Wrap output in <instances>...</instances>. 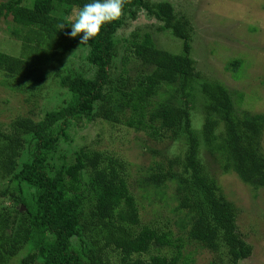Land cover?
<instances>
[{
	"label": "trees",
	"instance_id": "obj_1",
	"mask_svg": "<svg viewBox=\"0 0 264 264\" xmlns=\"http://www.w3.org/2000/svg\"><path fill=\"white\" fill-rule=\"evenodd\" d=\"M89 2L0 4V18L12 17V35L21 47L18 56L0 51L1 85L16 99L32 95L25 98L27 113L7 128L0 122V264H12L29 245L20 264H107V249L119 254L121 264H193L189 245L209 251L212 264H239L251 257L252 246L238 233V211L208 171L201 149L216 156L223 173L264 188V114L240 109L241 95L218 80L201 78L191 56V20L171 2L127 0L117 21L77 46L65 32L76 10ZM141 12L156 20L155 31H170L181 40L182 51L159 48L152 33L139 29L120 46V30ZM79 49L85 51L86 70L66 66ZM118 60L120 73L113 71ZM134 60L144 72L132 79L128 67ZM242 66L241 60L230 61L235 79ZM49 81L63 90L54 92L52 108L38 103L34 91ZM97 119L148 130L156 139L169 133V139L184 142L167 166L151 167L140 183L146 194L160 199L169 184L176 186L171 211L178 215L179 233L136 229L139 205L122 161L87 145L73 152V161L67 155L57 160L61 143L75 141L81 124ZM166 249L173 251L171 257L161 254Z\"/></svg>",
	"mask_w": 264,
	"mask_h": 264
},
{
	"label": "rangeland",
	"instance_id": "obj_2",
	"mask_svg": "<svg viewBox=\"0 0 264 264\" xmlns=\"http://www.w3.org/2000/svg\"><path fill=\"white\" fill-rule=\"evenodd\" d=\"M6 1L8 0H0V4ZM154 1L171 2L177 13L186 15L191 20L194 28L191 56L201 78L218 80L235 91L238 96L241 95L242 102H237L240 109L264 114V0ZM33 4L34 0H23L25 6L30 7ZM156 26V20L149 19L145 12H141L136 21L128 23L120 30L118 34L120 46L124 44L123 37L139 29L142 34L152 33L159 48L180 53L182 41L170 31H155ZM15 27L12 17L0 18V51L11 56H18L21 48L20 43L12 35ZM79 50L75 56L67 57L66 66L86 70L88 64L83 56L84 50ZM233 60L243 62L239 79H235L234 73L228 69L230 61ZM117 62L113 71L120 73L122 65L120 60ZM128 70L132 74V79H135L140 72H144V67L140 65L139 60H134L129 64ZM114 72L115 77L118 76ZM201 78L199 77V81ZM38 89L34 90L38 95V103L46 104L50 108L57 104L53 97L54 92L63 91L54 81H49ZM14 94L0 82V122L4 123L6 128L13 118L27 113L25 98L32 96L30 92H25L18 94L16 99L13 97ZM199 101L196 102L195 113L199 112ZM198 124L200 125L199 121L197 123L195 119L194 125ZM83 125L84 128L73 135L75 141L69 144L61 143L57 160L67 155V159L71 162L74 160L73 152L87 145L102 152L105 157L122 161L127 165L126 179L139 205L140 225L136 229L151 227L179 233L176 225L178 215L171 211L177 205V202L171 199L175 194L176 186L169 184L165 189V199H160L155 195L146 194L140 183L151 167L159 163L167 166L168 157L179 153L184 148V142L179 143L169 139V133H163V137L156 139L148 130L129 127L123 122L111 124L97 119L93 123H82L81 126ZM262 150L264 153V138ZM201 154L208 171L220 185L224 197L238 211L239 235L253 248L252 256L239 264H264V188L253 189L235 174L223 173L216 156L211 155L207 149H201ZM4 201L6 206L12 203L7 198ZM30 246L22 251L12 264H20V260L27 254ZM187 249L195 252L193 264H212L213 255L209 251L197 250L196 245H189ZM161 254L171 257L173 251L166 249ZM146 258L148 259L149 256ZM104 259L107 264H121L119 254L110 249L104 251Z\"/></svg>",
	"mask_w": 264,
	"mask_h": 264
},
{
	"label": "clouds",
	"instance_id": "obj_3",
	"mask_svg": "<svg viewBox=\"0 0 264 264\" xmlns=\"http://www.w3.org/2000/svg\"><path fill=\"white\" fill-rule=\"evenodd\" d=\"M126 3L127 0H91L76 10L65 36L78 41L77 46L87 45L100 34L104 25L121 17Z\"/></svg>",
	"mask_w": 264,
	"mask_h": 264
},
{
	"label": "water",
	"instance_id": "obj_4",
	"mask_svg": "<svg viewBox=\"0 0 264 264\" xmlns=\"http://www.w3.org/2000/svg\"><path fill=\"white\" fill-rule=\"evenodd\" d=\"M22 209L25 210V206H22Z\"/></svg>",
	"mask_w": 264,
	"mask_h": 264
}]
</instances>
